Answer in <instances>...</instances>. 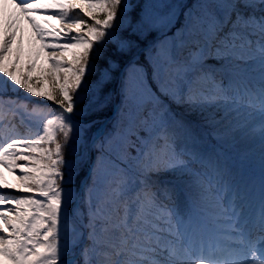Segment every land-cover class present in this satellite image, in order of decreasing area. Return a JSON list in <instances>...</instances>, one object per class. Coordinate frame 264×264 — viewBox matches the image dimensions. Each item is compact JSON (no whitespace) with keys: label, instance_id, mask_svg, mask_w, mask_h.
<instances>
[{"label":"snow or ice","instance_id":"6c2138e0","mask_svg":"<svg viewBox=\"0 0 264 264\" xmlns=\"http://www.w3.org/2000/svg\"><path fill=\"white\" fill-rule=\"evenodd\" d=\"M136 7L140 5L131 0H0V125L12 133L0 141V166L21 173L17 184L0 177V257L10 264H264V190L255 213L233 203L219 206L211 227L186 221L175 204L176 190L181 184L195 185L207 200L214 194L218 169L197 150L193 122L159 105L149 107L151 99L134 103L136 91L126 92L125 99L133 111L142 109V125L127 136L120 130L123 155L102 152L111 161V172L101 178L93 169L85 196L87 223L65 213L71 193L65 195L63 184L73 171L65 149L87 139L93 123L77 115L83 112L79 105L91 94L92 111L106 107L108 97L101 94L111 79L114 57L130 55L146 29L165 28L175 16L149 5L141 19L132 15ZM52 9L57 10L54 18L67 22L65 27L49 30L31 15ZM22 21L34 30L41 48L77 49L66 65L55 54L49 57L57 68H66L59 88L36 91L28 77L7 67ZM185 21L178 39L154 46V72L164 84L163 94L213 129L230 127L241 111L258 116L264 142V0H197ZM98 60L103 63H94ZM240 60L258 71V78L225 83L209 66L210 61ZM90 73L97 75L95 89L86 79ZM21 89L54 102L56 114L45 112ZM19 126L35 131L22 134ZM116 138L114 129L105 142L111 148ZM162 173L171 174L172 180L152 179ZM21 188L18 196L3 194Z\"/></svg>","mask_w":264,"mask_h":264},{"label":"rangeland","instance_id":"374dc122","mask_svg":"<svg viewBox=\"0 0 264 264\" xmlns=\"http://www.w3.org/2000/svg\"><path fill=\"white\" fill-rule=\"evenodd\" d=\"M29 2H37V0H29ZM38 2L41 4H50L56 2V0H38ZM59 2L79 4L84 3V0H59ZM144 2L145 4L142 8V19H145V14L149 11V5H155L156 8L154 11L159 12L160 14H164L169 11L175 12L172 23L167 27L162 28L163 30L154 44V46H158L159 42L163 39L172 41L173 39L179 38L181 25L186 22L185 13L195 7L197 0H144ZM171 6L175 7L172 8ZM56 11L57 10L52 9L48 12L31 13V15H33L35 20L44 28L49 30L61 29L66 23L54 18ZM58 43L63 45L69 44L71 41L60 40ZM12 49V54L9 56L7 61V67L14 71L17 75H24V73H27L26 77H28L29 80H32L34 84H37V88L41 87L42 90H49L51 87H59L66 73L65 67L61 66L57 68L49 60V57L58 53L65 58V60L71 61L74 58V54L77 52V49L75 48H41L40 42L35 36L34 30H32L30 25L24 21L21 22L20 30L17 32V37L13 41ZM239 53L246 54V50L238 49V54ZM149 58L152 62L153 73L149 72L150 68H141L137 63L131 64L126 70L125 82L123 83V86L121 85L122 89L119 90V92L121 91L123 97L119 104H115V113L117 112V107L119 105H121V109L122 106H124L126 112H123L122 114L120 110L121 113L119 112L118 115L122 114L121 117L113 123V128L110 131L113 132L114 129L117 131V142L113 143L111 148L108 145L109 149L112 151L113 155L116 152L122 154V145L119 143L122 139L119 137L120 130L122 129L126 136L129 135L139 124L134 123V121L140 122L142 118L139 116V112L142 109L136 108L135 111H133V104L129 103V101L125 99L126 92L136 91L139 93V96L135 99L134 103L142 104L144 101L151 99L152 105L149 107L159 105L161 110H170L171 112H175L178 116H183L184 119L193 122L192 126L196 129L197 150L202 155L205 153L211 155L213 162L218 165L219 169H224V173L226 175L230 174V176L237 179V181L244 180L241 184H233L230 181L232 179L227 178L226 175V177H220V175L217 176L219 180L215 182L214 193L217 195L222 194V200L217 203L216 206H231L235 203L237 207H239L240 201L232 200V197L247 187L244 185L246 182H258L259 184L257 185L264 188V147L261 145L254 150V146L256 144H260V141H258L261 138L260 121L256 120L250 122L252 117L248 116L245 111H241V114L233 121L230 127L227 125H220L216 129L206 127L205 125L204 127L201 125L202 120H193L191 116L186 115V113L179 112L177 104H174L175 102L166 103L162 99L160 92L157 89H160L161 86L164 88V84L161 79L157 78L154 72L157 62L155 48L149 54ZM13 59H15V63L12 62ZM58 62H60V59H58ZM29 64H31L30 68ZM209 66L222 72L221 76L223 77L222 79L225 83H227L229 79L245 81L254 77L258 78L259 75L258 71H253V68L247 65L243 60L233 61L232 63L221 62L220 64L210 61ZM2 75L3 74L0 73V76ZM91 87L93 88L94 86ZM121 122L122 124H120ZM32 128L35 129V127ZM8 137L9 136H3L1 141L7 139ZM82 142V138L78 140V143L74 148L75 154L78 150V144L81 145ZM219 150H222L224 154H220ZM67 159L72 161L74 167L76 157H70ZM97 170L98 175L101 178L110 174L111 161L107 156H104L103 159L100 160ZM3 174L4 173H0V177ZM3 176L6 177L7 175ZM152 179L165 182L172 180V177L167 173H162L159 176L154 175ZM224 188L227 190L223 191ZM19 190L24 192V189L22 188ZM185 191L186 190L180 186L175 192L176 207L181 213H183L185 220L191 221L194 219L192 217H186V214L194 208L195 211H198L197 217H200L201 220L212 222L211 220H213L214 217L212 218L211 215L214 211H210L211 203L207 200H202L205 209H200L196 207L192 201L194 194L198 193L200 195L199 190L196 188L193 193ZM68 193H71V199L65 205V213L69 216H77L76 200L78 198V193L65 189L66 196ZM240 208H243V210L247 213H255L254 211L250 212L248 205L241 206ZM114 215L115 213H113V216ZM2 264H10V262L5 260Z\"/></svg>","mask_w":264,"mask_h":264},{"label":"trees","instance_id":"16d2710c","mask_svg":"<svg viewBox=\"0 0 264 264\" xmlns=\"http://www.w3.org/2000/svg\"><path fill=\"white\" fill-rule=\"evenodd\" d=\"M131 3L133 5H137L139 4L140 7H136L135 10L132 12V15L135 16L137 14H139V17L142 19V15H141V9L144 7V0H131ZM131 11V10H130ZM79 12V11H76ZM81 15H83V13H80ZM85 19L87 20L88 23H91L92 21L85 16ZM127 26V21L124 22V24L122 25V27H126ZM65 27V26H64ZM75 32V29L73 28V33ZM161 33V29H152V28H148L145 30L144 33L141 34V41L142 43H138L136 45V47L133 49L132 53L128 56L125 57H114L115 63L113 64V70H112V76L110 81L105 85L104 89H103V93L101 94L102 97L103 96H107L108 97V101L106 104V107H104L101 111H92V108H94L95 106L92 105L91 107L90 105V101L92 100V95L91 94H87L86 98H83V102L79 105L80 109H83V112H78L77 115L82 117L83 120L85 122L87 121H92V127L89 130V132L87 133V139H83V142L80 144H78V150L77 153H74V148L76 147L78 140L76 141L75 146H73L72 148H66L65 149V158H70V157H76V162H75V166L73 167V171L70 174H67L65 176V180H64V184L63 187L64 189H70V190H76L79 186V184L81 183V181L83 180L84 176L86 175V171H87V148H88V141L91 137L92 132L94 131V129L98 126V124L102 121H104L106 119V117H108L111 114L112 111V105L114 102V91L116 88V85L119 81V72L120 70L125 66V64H127L131 58L136 54V52L141 49L143 46H145L146 44H148L149 42H152L155 40V38ZM145 37H147L145 39ZM109 49H111V46L109 45ZM147 51L144 50L141 53V58H143V60H145V62H149L148 57H147ZM58 59H60V61H63L64 64L66 65L69 60H65V58H63L62 56H59L57 54H55ZM94 63L96 64H102L103 61H95ZM27 73H24V76H26ZM64 79V78H63ZM86 79L88 80L89 84L91 86H94L93 89H95L96 87V79H97V75L96 74H89L88 77H86ZM63 81V80H62ZM61 81V82H62ZM29 83L33 86V88H35L36 91H49L51 89H55V88H59V87H51L49 88V90H42L41 87L37 88L36 85L34 84L32 80H29ZM26 91L24 89L20 90V93H25ZM86 92H87V86H86ZM164 89L161 87L160 88V94L162 97H164L166 99V101L168 102H173V100L167 96L163 94ZM12 93H9V95H11ZM14 95V94H13ZM33 98L39 100L40 102H46L43 104H40L39 106L42 107L44 109L45 112L51 111L53 114H56L57 112V107L51 105L54 102L48 101L45 98H40L37 97L33 94H30ZM176 104V103H175ZM181 112L187 113V108L186 107H182V106H178ZM122 112H124V107H122ZM126 112V111H125ZM124 112V113H125ZM122 115V114H121ZM121 115L118 117H115L114 119L108 121V125L111 129V127L113 128V125H111L113 122H115L117 119H119L121 117ZM193 118L195 119H199V121L201 120V118L197 115H191ZM122 121V120H121ZM201 123L203 124V122L201 121ZM122 124V122L120 123ZM142 125V120L139 122V124L137 125V127L134 129V131H137L140 126ZM8 133H10L12 135V133L5 128ZM24 133L28 132V130H24L22 129ZM30 131V130H29ZM31 131H35V130H31ZM107 132H109V130L107 129ZM140 135H143V133H140ZM57 138L62 141V136L58 133L57 134ZM131 140H127L126 143H131ZM103 144V149L101 148V145ZM95 161H94V165H93V169H97V166L99 165V162L101 159H103L104 156H107V154L102 155V152L107 153L110 152L108 151V146L105 143L104 137H101L97 142H96V151H95ZM130 154L135 155L134 150L129 149ZM124 153L122 152L121 155H123ZM18 163L23 164L24 162L22 160H20L18 158L17 160ZM28 167H31V165H28ZM93 169L91 172V175L88 177L86 185H85V195H84V199H83V204L80 206V213L82 215V217L84 218V220L87 222V211H88V206L85 203V196H86V192L88 190V188L92 185V173H93ZM2 172L7 175L6 177H4L3 175L1 176L3 178L4 181L7 182V184L11 185V184H17L18 181L16 179L17 175H20L21 173H19L18 171L16 173L13 172H9L7 169L5 170L4 167L3 169L1 168ZM5 171V172H4ZM0 188H3V184L0 183ZM4 195H8L9 198H11V195H20L22 193H20V190H8L5 191L3 193ZM114 219L117 218L116 214L113 217ZM6 259L3 257H0V264H2L3 261H5ZM8 261V260H6Z\"/></svg>","mask_w":264,"mask_h":264},{"label":"bare ground","instance_id":"6f19581e","mask_svg":"<svg viewBox=\"0 0 264 264\" xmlns=\"http://www.w3.org/2000/svg\"><path fill=\"white\" fill-rule=\"evenodd\" d=\"M250 79H252V78H250ZM251 117L252 118H251L250 122L259 120L258 116L253 115ZM258 141H260V144H256L254 146V150H256L261 145H263V147H264V142H262L261 138ZM220 171L221 172L218 173V176L220 175V177H223L226 175L224 173L225 172L224 169H220ZM226 176H227V178L232 179L230 181L233 184H235V183L241 184L242 181H244V180L237 181V179H234L232 176H230V174H227ZM257 184H259V183L258 182H254V183L246 182L244 185H246L247 187H245L241 192L236 194L237 196H239L241 198V200L244 203H247L249 205V208L252 211L259 209L261 193H262V190H264V188H262L260 185H257ZM181 186L183 187L184 190H186L187 192H191V193L195 192V189H196L195 185L186 186L184 184H181ZM225 190H226V188L223 189V191H225ZM221 198H222V194L217 195L216 193H214L211 198L207 199V201L209 203H211L210 211H212V212L214 211V213L211 215L212 218L215 217L219 213V207L216 206V204L221 202V200H222ZM192 201L194 202L193 204H195L196 207H198L200 209H205V206L202 202V199L200 198V195L198 193L194 194ZM206 209H208V208H206ZM197 214H198V211H195L194 208L192 210H190L188 214H186L187 218L188 217L194 218L193 220L190 221L192 225L204 226V227L213 226V220H211L212 222H209L207 220H201L200 217H197Z\"/></svg>","mask_w":264,"mask_h":264}]
</instances>
